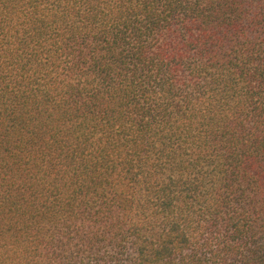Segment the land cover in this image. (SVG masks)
I'll list each match as a JSON object with an SVG mask.
<instances>
[{
	"label": "trees",
	"instance_id": "obj_1",
	"mask_svg": "<svg viewBox=\"0 0 264 264\" xmlns=\"http://www.w3.org/2000/svg\"><path fill=\"white\" fill-rule=\"evenodd\" d=\"M0 264H264V0H0Z\"/></svg>",
	"mask_w": 264,
	"mask_h": 264
}]
</instances>
